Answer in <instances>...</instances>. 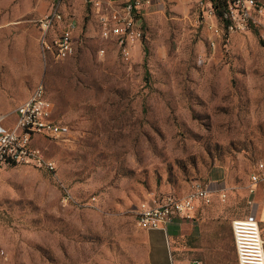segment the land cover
I'll return each mask as SVG.
<instances>
[{"label": "rangeland", "instance_id": "rangeland-1", "mask_svg": "<svg viewBox=\"0 0 264 264\" xmlns=\"http://www.w3.org/2000/svg\"><path fill=\"white\" fill-rule=\"evenodd\" d=\"M126 1H64L75 53L58 61L44 53L38 21L59 0H0V123L13 126L44 83L68 129L37 143L54 170L0 169L2 264H147L137 208L197 187L227 197L195 213L181 258L238 264L239 218L256 217L264 239V185L249 203L264 161V0L249 32L219 38L204 21L208 0H155L128 55L99 23Z\"/></svg>", "mask_w": 264, "mask_h": 264}, {"label": "built area", "instance_id": "built-area-1", "mask_svg": "<svg viewBox=\"0 0 264 264\" xmlns=\"http://www.w3.org/2000/svg\"><path fill=\"white\" fill-rule=\"evenodd\" d=\"M64 1L67 0H59L58 5L38 21L44 53H51L58 61H65L75 53L73 33L76 26L73 23L64 25L65 17L61 10ZM154 1L127 0L124 7L112 16H101L99 23L103 38L116 40L120 46H124V53L128 55L130 45L142 39L141 19L145 15V8L153 7ZM201 4L206 26L213 37L218 38L226 33L232 35L249 32L252 25L258 22L256 16L263 14L257 0H208L206 4ZM218 12L221 14L218 15ZM52 32L55 35L53 38ZM54 110L44 83H40L31 97L16 109L13 126L6 127L0 123V169L3 166L28 164L37 168L55 169L54 162L47 159L45 152L37 145L42 139L58 140L68 131L56 121ZM250 185L249 195L252 200L249 203L253 205L258 188L264 185V161L254 165ZM216 195L222 201L226 200L225 190L197 187L179 198L167 196L161 200L142 202L136 210L137 226L144 232H167L170 226L179 221L192 220L196 210L210 205ZM232 232L238 264H264L263 231L256 217L234 220ZM7 258L6 250L0 246V264Z\"/></svg>", "mask_w": 264, "mask_h": 264}, {"label": "crops", "instance_id": "crops-1", "mask_svg": "<svg viewBox=\"0 0 264 264\" xmlns=\"http://www.w3.org/2000/svg\"><path fill=\"white\" fill-rule=\"evenodd\" d=\"M199 208L196 210L199 211ZM195 212V213H196ZM194 213V215H195ZM179 221L170 226L167 232H145L147 264H196L181 258L177 242L180 237L196 234V219ZM238 261V260H237Z\"/></svg>", "mask_w": 264, "mask_h": 264}, {"label": "trees", "instance_id": "trees-1", "mask_svg": "<svg viewBox=\"0 0 264 264\" xmlns=\"http://www.w3.org/2000/svg\"><path fill=\"white\" fill-rule=\"evenodd\" d=\"M220 3V5H223V3L221 1H218ZM219 14H221V12H219Z\"/></svg>", "mask_w": 264, "mask_h": 264}]
</instances>
